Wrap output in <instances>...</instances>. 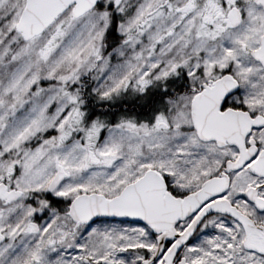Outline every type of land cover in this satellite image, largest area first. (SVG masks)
Here are the masks:
<instances>
[{
  "label": "snow or ice",
  "instance_id": "1",
  "mask_svg": "<svg viewBox=\"0 0 264 264\" xmlns=\"http://www.w3.org/2000/svg\"><path fill=\"white\" fill-rule=\"evenodd\" d=\"M0 264H264V0H0Z\"/></svg>",
  "mask_w": 264,
  "mask_h": 264
}]
</instances>
